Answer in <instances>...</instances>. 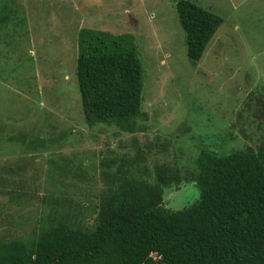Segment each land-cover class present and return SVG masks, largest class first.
I'll return each instance as SVG.
<instances>
[{
	"label": "rangeland",
	"instance_id": "374dc122",
	"mask_svg": "<svg viewBox=\"0 0 264 264\" xmlns=\"http://www.w3.org/2000/svg\"><path fill=\"white\" fill-rule=\"evenodd\" d=\"M177 1L0 0V236L29 237L52 213L73 218L81 209L91 220L107 178L112 184L123 169L138 177L146 166L154 177L156 162L196 168L204 146L258 148L264 0H193L224 19L197 63ZM82 27L134 35L145 116L131 129L85 121L76 67ZM199 197L197 184L184 182L166 189L164 204L182 209Z\"/></svg>",
	"mask_w": 264,
	"mask_h": 264
},
{
	"label": "trees",
	"instance_id": "16d2710c",
	"mask_svg": "<svg viewBox=\"0 0 264 264\" xmlns=\"http://www.w3.org/2000/svg\"><path fill=\"white\" fill-rule=\"evenodd\" d=\"M176 10L188 56L200 60L224 19L193 0ZM77 78L85 121L131 129L142 110L144 66L134 35L82 27ZM141 156V157H140ZM137 165L144 159L138 152ZM125 169L99 194L91 220L52 213L29 237L0 236V264H264V139L229 152L202 147L196 168L156 162ZM128 172V174L126 173ZM195 182L199 199L164 204L166 189Z\"/></svg>",
	"mask_w": 264,
	"mask_h": 264
}]
</instances>
